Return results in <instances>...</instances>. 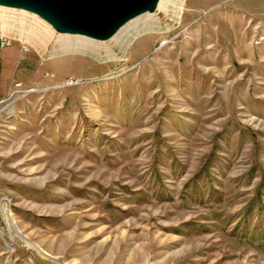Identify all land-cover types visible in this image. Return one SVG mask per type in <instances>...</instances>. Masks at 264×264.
Returning a JSON list of instances; mask_svg holds the SVG:
<instances>
[{
	"label": "rangeland",
	"instance_id": "1",
	"mask_svg": "<svg viewBox=\"0 0 264 264\" xmlns=\"http://www.w3.org/2000/svg\"><path fill=\"white\" fill-rule=\"evenodd\" d=\"M166 1L116 59L0 47V264H264V0Z\"/></svg>",
	"mask_w": 264,
	"mask_h": 264
},
{
	"label": "bare ground",
	"instance_id": "2",
	"mask_svg": "<svg viewBox=\"0 0 264 264\" xmlns=\"http://www.w3.org/2000/svg\"><path fill=\"white\" fill-rule=\"evenodd\" d=\"M153 1L151 0L149 6ZM155 1L156 9H161L163 6L165 8V2L168 3L166 0ZM142 3L131 8L126 6L127 8L122 10L121 13H115L117 16L111 20L100 22L104 24H93L92 26L91 24H84V26L77 27L76 30L78 31L74 34H61L60 39L54 42L52 47H49L53 43L51 33H57L56 25H52L46 19L50 16L49 10L44 8L42 4L29 0H0V35L5 34L13 39L23 41H34L44 50L51 48L53 56L79 53L104 59H116L120 52H125L132 40L141 36V33L147 29L156 28L157 23H159L157 17H155L157 13L149 12V6H143ZM52 19L56 22L55 24L59 25L60 22L57 18L53 17ZM109 25L110 29L108 31L112 33L111 39L114 41L111 46L108 45L109 42L101 34V29L109 27ZM136 31L139 32L136 33ZM124 45L125 47H123ZM117 49L120 50L119 53Z\"/></svg>",
	"mask_w": 264,
	"mask_h": 264
},
{
	"label": "water",
	"instance_id": "3",
	"mask_svg": "<svg viewBox=\"0 0 264 264\" xmlns=\"http://www.w3.org/2000/svg\"><path fill=\"white\" fill-rule=\"evenodd\" d=\"M34 3L42 4L44 8L50 11V16H46L47 20L52 25H56L57 31L74 34L80 26L93 24H104L111 20L116 14L121 13L122 10L133 7L141 2L148 5L151 0H29ZM135 2V3H134ZM155 0L148 7L150 12L155 11ZM114 13V14H113ZM116 13V14H115ZM111 15V16H110ZM58 19L59 25L53 17ZM72 29H70V28ZM109 27H103L102 36L105 40L112 38V33H109Z\"/></svg>",
	"mask_w": 264,
	"mask_h": 264
},
{
	"label": "built area",
	"instance_id": "4",
	"mask_svg": "<svg viewBox=\"0 0 264 264\" xmlns=\"http://www.w3.org/2000/svg\"><path fill=\"white\" fill-rule=\"evenodd\" d=\"M12 44V38L6 35H0V47H7Z\"/></svg>",
	"mask_w": 264,
	"mask_h": 264
}]
</instances>
